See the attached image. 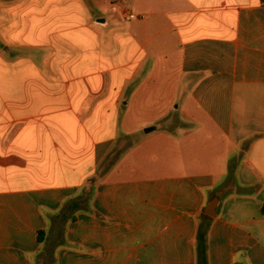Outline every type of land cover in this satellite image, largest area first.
Instances as JSON below:
<instances>
[{
  "label": "crops",
  "instance_id": "1",
  "mask_svg": "<svg viewBox=\"0 0 264 264\" xmlns=\"http://www.w3.org/2000/svg\"><path fill=\"white\" fill-rule=\"evenodd\" d=\"M87 1L0 0V264H264V0Z\"/></svg>",
  "mask_w": 264,
  "mask_h": 264
},
{
  "label": "trees",
  "instance_id": "2",
  "mask_svg": "<svg viewBox=\"0 0 264 264\" xmlns=\"http://www.w3.org/2000/svg\"><path fill=\"white\" fill-rule=\"evenodd\" d=\"M66 119V118H65ZM64 119V120H65ZM106 164V163H105ZM113 164L111 165V167ZM109 168V167H108ZM108 168L101 166L99 171H106ZM95 173L93 176L84 180L81 194L77 199L68 201L60 212L58 219L60 223H67L69 221L76 220V216L79 212H88L94 215L96 211L93 209V201L96 195V186L99 180V173ZM262 215L264 216V205L262 207ZM210 228L209 218L202 215V223L197 235V256L198 264H208V231ZM45 231L39 233V240L43 241ZM38 264H55L54 251L48 250Z\"/></svg>",
  "mask_w": 264,
  "mask_h": 264
},
{
  "label": "water",
  "instance_id": "3",
  "mask_svg": "<svg viewBox=\"0 0 264 264\" xmlns=\"http://www.w3.org/2000/svg\"><path fill=\"white\" fill-rule=\"evenodd\" d=\"M154 129H147L146 132L150 133ZM219 206V199L215 198L209 202L207 208L205 209V214L209 217H215L217 215V209Z\"/></svg>",
  "mask_w": 264,
  "mask_h": 264
},
{
  "label": "rangeland",
  "instance_id": "4",
  "mask_svg": "<svg viewBox=\"0 0 264 264\" xmlns=\"http://www.w3.org/2000/svg\"><path fill=\"white\" fill-rule=\"evenodd\" d=\"M85 1L88 2L87 0H85ZM177 106H179V105H177ZM119 156H120L119 153H113V154L109 157V159H107L106 164H105V168H108V166L111 167V165L116 161V159H117Z\"/></svg>",
  "mask_w": 264,
  "mask_h": 264
},
{
  "label": "built area",
  "instance_id": "5",
  "mask_svg": "<svg viewBox=\"0 0 264 264\" xmlns=\"http://www.w3.org/2000/svg\"><path fill=\"white\" fill-rule=\"evenodd\" d=\"M125 19L128 21L136 20L138 17L130 11H124Z\"/></svg>",
  "mask_w": 264,
  "mask_h": 264
}]
</instances>
